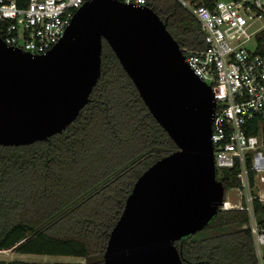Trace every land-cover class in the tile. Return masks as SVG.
Instances as JSON below:
<instances>
[{"label":"water","instance_id":"95a60500","mask_svg":"<svg viewBox=\"0 0 264 264\" xmlns=\"http://www.w3.org/2000/svg\"><path fill=\"white\" fill-rule=\"evenodd\" d=\"M103 39L178 147L136 180L103 264H183L176 241L203 230L224 201L211 140L216 99L149 6L88 0L44 54L0 37V145L47 140L78 117L101 76Z\"/></svg>","mask_w":264,"mask_h":264},{"label":"trees","instance_id":"16d2710c","mask_svg":"<svg viewBox=\"0 0 264 264\" xmlns=\"http://www.w3.org/2000/svg\"><path fill=\"white\" fill-rule=\"evenodd\" d=\"M147 6L180 47H205L200 23L178 0H147ZM257 42V52L264 53V31ZM177 148L103 39L101 76L78 117L47 140L0 145V250L73 255L84 262L6 264H103L136 180ZM237 171H217L226 190L237 184ZM255 209L264 226V205L256 202ZM247 220L244 210H220L203 230L176 241L183 264H257L251 232L243 227Z\"/></svg>","mask_w":264,"mask_h":264},{"label":"built area","instance_id":"2783aa9c","mask_svg":"<svg viewBox=\"0 0 264 264\" xmlns=\"http://www.w3.org/2000/svg\"><path fill=\"white\" fill-rule=\"evenodd\" d=\"M88 0H0V37L8 46L44 54L63 37L75 12ZM146 6L147 0H119ZM198 20L205 47H180L216 99L212 144L216 173L237 168V184L225 189L220 210H244L257 264H264V226L255 203L264 205V53L257 52L264 0H178ZM254 49L247 47L253 41ZM219 176H222L221 173ZM218 178V176H217ZM264 217V216H263Z\"/></svg>","mask_w":264,"mask_h":264},{"label":"rangeland","instance_id":"374dc122","mask_svg":"<svg viewBox=\"0 0 264 264\" xmlns=\"http://www.w3.org/2000/svg\"><path fill=\"white\" fill-rule=\"evenodd\" d=\"M264 19H259L255 22L254 28H263ZM256 46L254 40L249 42L247 47L249 49H254ZM11 260H19L26 262H62V263H81L84 262V258L73 256V255H48V254H34V253H20L12 249L0 250V261L3 264Z\"/></svg>","mask_w":264,"mask_h":264},{"label":"crops","instance_id":"0c3cea01","mask_svg":"<svg viewBox=\"0 0 264 264\" xmlns=\"http://www.w3.org/2000/svg\"><path fill=\"white\" fill-rule=\"evenodd\" d=\"M12 261V260H11Z\"/></svg>","mask_w":264,"mask_h":264}]
</instances>
